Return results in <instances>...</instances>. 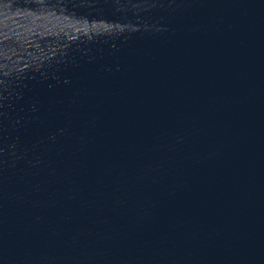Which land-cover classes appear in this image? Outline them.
Listing matches in <instances>:
<instances>
[{
    "label": "water",
    "instance_id": "1",
    "mask_svg": "<svg viewBox=\"0 0 264 264\" xmlns=\"http://www.w3.org/2000/svg\"><path fill=\"white\" fill-rule=\"evenodd\" d=\"M0 264H264V0H0Z\"/></svg>",
    "mask_w": 264,
    "mask_h": 264
}]
</instances>
